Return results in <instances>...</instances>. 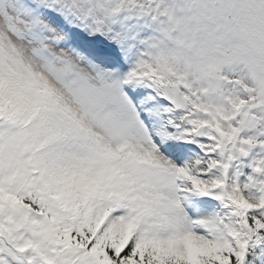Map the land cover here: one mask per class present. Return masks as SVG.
Returning a JSON list of instances; mask_svg holds the SVG:
<instances>
[{
  "label": "snow or ice",
  "instance_id": "1",
  "mask_svg": "<svg viewBox=\"0 0 264 264\" xmlns=\"http://www.w3.org/2000/svg\"><path fill=\"white\" fill-rule=\"evenodd\" d=\"M0 264H264V0H0Z\"/></svg>",
  "mask_w": 264,
  "mask_h": 264
}]
</instances>
